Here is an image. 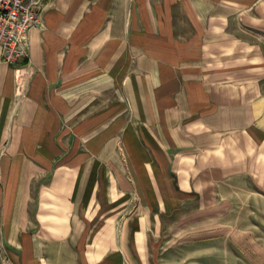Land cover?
I'll return each instance as SVG.
<instances>
[{
  "label": "crops",
  "instance_id": "crops-1",
  "mask_svg": "<svg viewBox=\"0 0 264 264\" xmlns=\"http://www.w3.org/2000/svg\"><path fill=\"white\" fill-rule=\"evenodd\" d=\"M44 1L0 47V264H264V0Z\"/></svg>",
  "mask_w": 264,
  "mask_h": 264
},
{
  "label": "built area",
  "instance_id": "built-area-1",
  "mask_svg": "<svg viewBox=\"0 0 264 264\" xmlns=\"http://www.w3.org/2000/svg\"><path fill=\"white\" fill-rule=\"evenodd\" d=\"M44 0H0V47L8 63L28 55V30L41 24Z\"/></svg>",
  "mask_w": 264,
  "mask_h": 264
},
{
  "label": "rangeland",
  "instance_id": "rangeland-1",
  "mask_svg": "<svg viewBox=\"0 0 264 264\" xmlns=\"http://www.w3.org/2000/svg\"><path fill=\"white\" fill-rule=\"evenodd\" d=\"M215 237L216 236H210L206 238L215 239ZM200 239V236L196 238V236H175L174 234H168L162 237L160 244L156 248L154 260L151 264H199L197 261H200L202 264H233L232 259L234 253H223L222 251L206 252L204 247L210 246L201 243ZM226 239L227 237L224 236L219 239V241L213 240L212 242L215 243V249L216 244H221L223 240L225 249L231 248L230 245H227Z\"/></svg>",
  "mask_w": 264,
  "mask_h": 264
}]
</instances>
